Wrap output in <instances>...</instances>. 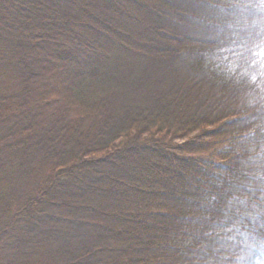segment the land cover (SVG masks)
I'll return each mask as SVG.
<instances>
[{
    "label": "trees",
    "instance_id": "16d2710c",
    "mask_svg": "<svg viewBox=\"0 0 264 264\" xmlns=\"http://www.w3.org/2000/svg\"><path fill=\"white\" fill-rule=\"evenodd\" d=\"M0 69V264H264V0H0Z\"/></svg>",
    "mask_w": 264,
    "mask_h": 264
},
{
    "label": "rangeland",
    "instance_id": "374dc122",
    "mask_svg": "<svg viewBox=\"0 0 264 264\" xmlns=\"http://www.w3.org/2000/svg\"><path fill=\"white\" fill-rule=\"evenodd\" d=\"M3 73H5V70L4 69H0V77H1V74H3ZM34 100H35V98H34ZM35 102V106L38 108V109H43L44 107H46V106H48V105H51V104H48V102H46L45 100H42V99H37L36 98V100L34 101ZM39 115V114H38ZM62 121H61V123L63 124H65V127L66 126H69L70 124H69V122H68V120L67 119H65V118H62L61 119ZM67 122V123H66ZM58 123H60V122H58ZM60 127H63V126H60ZM47 153L45 152L43 155H42V158L40 159V161H39V164H41L42 163V160H43V158L45 157V155H46ZM105 203H106V201H105ZM77 204H79V203H77ZM101 203H99L98 204V206L100 205ZM87 206H88V208L89 209H93L95 206H96V204L95 203H87ZM98 210H99V208H97ZM41 233V232H40ZM46 234H47V232H46ZM28 241H31V243H34L35 242V239L34 238H28L27 239ZM61 243V240H59V242H58V244H60ZM51 244V243H50ZM24 244H23V240H22V243L20 244V245H18V247H14L13 249H12V251L9 253V255L10 256H15L16 255V253L17 252H19L20 250H22V252L23 253H37L38 255H41V253L42 252H49V253H52L53 251H54V249H53V246H49V247H45V248H36V249H32V248H30V249H23V246ZM61 249H63L64 251H66L67 249H66V247L63 245V244H60V246H59ZM214 254H215V250H214ZM6 256H8V255H6ZM3 264H5V263H3Z\"/></svg>",
    "mask_w": 264,
    "mask_h": 264
}]
</instances>
